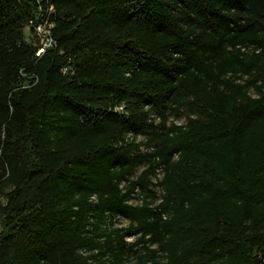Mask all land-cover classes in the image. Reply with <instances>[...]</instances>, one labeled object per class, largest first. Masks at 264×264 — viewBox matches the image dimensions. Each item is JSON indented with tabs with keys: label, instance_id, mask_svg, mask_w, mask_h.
Returning a JSON list of instances; mask_svg holds the SVG:
<instances>
[{
	"label": "trees",
	"instance_id": "obj_1",
	"mask_svg": "<svg viewBox=\"0 0 264 264\" xmlns=\"http://www.w3.org/2000/svg\"><path fill=\"white\" fill-rule=\"evenodd\" d=\"M0 195V264H264V0H0Z\"/></svg>",
	"mask_w": 264,
	"mask_h": 264
},
{
	"label": "built area",
	"instance_id": "obj_2",
	"mask_svg": "<svg viewBox=\"0 0 264 264\" xmlns=\"http://www.w3.org/2000/svg\"><path fill=\"white\" fill-rule=\"evenodd\" d=\"M52 11V8H49V12ZM52 28L53 24L47 19L39 23L30 22L27 32L31 30L32 36L35 40L37 50L35 52L36 57H40L46 50L53 49L56 47V42L52 37ZM160 178L158 174L156 179ZM155 182V180H153ZM134 202V201H133ZM130 201L129 203H133ZM135 203V202H134Z\"/></svg>",
	"mask_w": 264,
	"mask_h": 264
},
{
	"label": "rangeland",
	"instance_id": "obj_3",
	"mask_svg": "<svg viewBox=\"0 0 264 264\" xmlns=\"http://www.w3.org/2000/svg\"><path fill=\"white\" fill-rule=\"evenodd\" d=\"M168 121H169V123H170V122H173V118H172V117H169ZM175 122H176V121H175ZM177 123H180V121H177ZM146 139H147V137H146L145 135H139V136L136 138V141L139 142V143H141V145H140V150H141V151H149V148H147L146 145H145ZM140 171H141V168L138 169V170L136 171V174H138ZM0 200H3L2 195H0ZM114 226L117 227V228H119V227L124 228V227L127 226V222H126L125 220H123V219H119V220L116 221V223H115ZM133 240H134V238L131 237V236H126V237H125V241H126V242H131V241H133ZM142 253H143V252L140 251V254H142ZM134 262H135V260L132 259V260H131V263H129V264H134Z\"/></svg>",
	"mask_w": 264,
	"mask_h": 264
}]
</instances>
